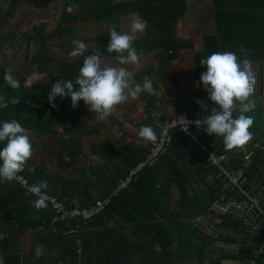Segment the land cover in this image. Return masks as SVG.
Here are the masks:
<instances>
[{
	"label": "crops",
	"instance_id": "0c3cea01",
	"mask_svg": "<svg viewBox=\"0 0 264 264\" xmlns=\"http://www.w3.org/2000/svg\"><path fill=\"white\" fill-rule=\"evenodd\" d=\"M14 1L15 8L9 17L13 21H31L25 30L13 26L11 20V26L4 24L11 27L20 40L26 41V47H18L19 53L28 56L32 51L37 52L38 60L49 65L51 50L64 41L47 37L42 40L41 37L49 36L66 17L74 15L77 21L65 22L63 26L74 28L73 41L85 43L84 55L99 52L102 65L123 67L136 83L142 85L148 81L153 86L151 94L142 91L136 97L131 96V89L127 90V99L104 119L89 111L83 101L72 108L67 98V110L52 111L45 106L48 103L46 95L42 101L36 96L33 101L14 97L3 101L0 93V121L15 119L20 122L32 144V155L20 173L32 183L47 180L44 190L67 205L87 207L108 194L129 169L147 155L159 137L161 124L181 110L192 118H206L215 107L199 86L201 72H197L195 62L196 54L205 50V37L218 34L217 24L215 28L209 13V0H184L185 14L177 21L175 30L159 27L164 21L161 14L153 21L145 16L150 27L138 32L132 42L175 34L190 46L177 50L171 58V52L153 49L147 44L150 49L144 48L145 51L138 54L137 64L123 65L119 55H103L104 45L100 38L109 33L110 27L103 16L98 19L88 13L87 8L91 6L88 0ZM128 1L133 0L114 3ZM149 3L174 8L176 0H150ZM8 4L10 1L1 5V9ZM120 7L126 14L117 20L119 28L128 32L132 20L140 16L134 12V6ZM3 32L1 30L0 36ZM24 33L33 37L24 39ZM75 58V64L71 67L70 62L68 69L82 65L83 56ZM7 61L18 81L25 76L27 86L38 82L42 84V93L50 89L51 73H43L42 78L33 70L20 75L21 70H30L28 66L17 61L15 55L7 57ZM262 62L264 59L252 62L254 74L259 75L264 69ZM0 68L9 69L1 64ZM135 74L138 79L134 78ZM46 77L49 78L47 82ZM260 78H256L254 92L248 99L234 102L253 106L251 111L244 113L253 119L252 135L245 145L225 150L221 137L202 131L198 135L200 143L227 154L228 166L232 167L229 175L207 163L199 142L174 132L172 145L160 162L143 170L107 213L83 232L54 227L48 207L36 209L31 203L35 198L25 195L17 184L0 180V264H252L251 258L256 264H264V245L250 258L241 245L235 244L234 233L221 231L223 227L239 228L242 222L239 216L243 203L238 202V195L235 197L239 189L232 191L229 187L230 178L241 183L242 193H245L243 190L248 188L245 180L255 174L251 170L257 151L264 152V76ZM198 100L207 108H202ZM142 125L153 128L155 141L137 135ZM232 207V213L223 214ZM215 214H223L221 226L214 221ZM203 226L215 231L214 235ZM253 245L258 246L255 242Z\"/></svg>",
	"mask_w": 264,
	"mask_h": 264
},
{
	"label": "clouds",
	"instance_id": "9594fccd",
	"mask_svg": "<svg viewBox=\"0 0 264 264\" xmlns=\"http://www.w3.org/2000/svg\"><path fill=\"white\" fill-rule=\"evenodd\" d=\"M147 21L137 17L132 20L130 31L118 32L115 26L109 31V41L106 45L108 52L115 51L119 55L121 65L138 63V54L132 46V41L138 32H143ZM71 51L73 57L83 56L75 83L71 80H57L47 92L48 103L56 106L57 98H70L71 107L76 108L83 101L89 111L99 114L104 119L112 114L114 107L127 99L126 91L131 89V96L136 97L142 91L151 94V82L142 85L136 83L132 74L123 67L104 66L101 54L84 55L87 50L82 40H75ZM238 58L235 51L212 52L200 60L203 71L199 76V86L207 93L208 100L214 103L205 119L204 131L209 135L221 137L225 150H232L245 145L251 138L250 128L253 119L240 111L233 117L232 109L235 101H244L254 92L256 76L252 62L247 58V51L241 47ZM126 53V55L124 54ZM4 80L16 89L19 81L6 71ZM78 85V87H74ZM27 86V82H25ZM202 108H207L203 101H197ZM251 104L243 108L251 111ZM137 135L145 140L155 141L156 134L149 125H142ZM32 155V144L25 128L15 119L0 121V180L12 181L24 168L27 159ZM48 186L47 180L32 184L29 191L36 197L31 203L36 209L47 206L46 193L43 189Z\"/></svg>",
	"mask_w": 264,
	"mask_h": 264
},
{
	"label": "trees",
	"instance_id": "16d2710c",
	"mask_svg": "<svg viewBox=\"0 0 264 264\" xmlns=\"http://www.w3.org/2000/svg\"><path fill=\"white\" fill-rule=\"evenodd\" d=\"M115 1L116 0H88L87 2H89L91 6L88 8L87 5L83 6L84 9L87 8L88 13L91 16L97 17L98 19H101L102 16L106 18V22L108 23L109 27L111 28V26H115V29L118 32H122V30L119 28V23L117 20L122 15L126 14V11H123L120 7L123 5L124 8H127L128 6L132 8V6H134V12H137L141 19H144L145 16H148V18L153 21L158 17L159 14H161L160 17L163 16L164 21L159 27L161 29L171 27L172 30H175V25L177 21L184 16L186 10L184 0H176V5L173 6L174 8H171V6H168L166 4L149 3L150 0H133L118 4L114 3ZM214 5L218 34L216 36L205 37V50L201 53L196 54L195 58L197 72L203 71V66L200 64V60L202 58L207 57L212 52L235 51L237 53L238 58H242V54L239 52V49L243 47L247 51V58L251 62L263 60L264 0H214ZM9 16L10 14L0 15V22L5 25L10 24L8 19ZM113 16L115 18L111 20ZM73 20L77 21V16L70 15L66 17L65 20H63L61 24H58V27L52 33L49 34V36H42L41 39L46 40L47 38H50L58 41L74 39V28L72 26H67V29H65L63 26V23L65 22H67V24L75 22ZM146 21L147 26L150 27L149 20ZM108 35L109 33H105L100 38L104 45V48L102 50L103 55H120L115 51H107L106 45L110 39ZM22 36L24 39H30L33 37L27 33L22 34ZM147 44H150L153 49L163 48V50L171 52V58L176 55L177 50L185 49L190 46L188 43L185 44L182 40L177 38L175 34L169 37H146L140 42H132V46L136 49L137 54L141 53L142 51H145L144 48L150 49ZM124 54L126 55V53ZM5 73L6 70L0 68V93L3 101H7L10 97H14L24 101H33L35 100L34 96H36L38 100L42 101V99L45 97L44 95L47 96V92L51 89L52 85L57 80L65 79L71 80L73 83H75L79 73V67L74 66L72 69H68L62 74L51 72V74L49 75L51 80V85H49L50 89L48 88V90L43 93L40 90L42 84L38 82L31 86H25V82H27V78L25 76L21 77L22 79H20L19 81L18 88H11L4 80ZM134 78L138 79L136 74L134 75ZM242 104L243 103L234 105L240 106ZM45 106H48L47 109H50L52 111L57 108H60L62 111L67 110V98L63 100L57 98L55 107H52L49 103L45 104ZM239 113V110L232 112L233 115H238ZM66 147L67 144L63 145V149H66ZM259 158L260 156L257 155L255 162H257ZM109 208L110 207H108V209ZM108 209L106 210L105 214L107 213ZM92 223H90L88 226H90ZM53 226L57 228H62L65 231L71 230L74 232H81L75 230L74 227L70 229L68 223L66 222H57ZM257 264H259V262Z\"/></svg>",
	"mask_w": 264,
	"mask_h": 264
},
{
	"label": "built area",
	"instance_id": "2783aa9c",
	"mask_svg": "<svg viewBox=\"0 0 264 264\" xmlns=\"http://www.w3.org/2000/svg\"><path fill=\"white\" fill-rule=\"evenodd\" d=\"M246 104L249 103H243L240 106L233 105L232 112L236 110L244 111V113L247 112L248 110L243 108V105ZM205 119L199 117L192 118L185 110H181L177 116L163 122L160 126L159 137L147 155L133 165L126 176L117 182L108 194L97 199L87 207L67 205L64 200L51 195L43 189L42 191L46 193V207L51 210V223L66 222L70 229L74 227L77 231H85L90 223L105 214L108 207L118 200L121 194L138 179L143 170L154 167L160 162L161 158L169 151L172 145L174 132H179L191 140L199 142V133L201 131L206 133L204 131ZM199 145L206 154L207 163L225 175H229L227 170L229 158L227 154L216 148L209 147L207 144L199 142ZM262 149L264 150V147ZM230 181L236 185L238 184L235 178H230ZM11 182L17 184L25 195L36 199L29 191L30 186L34 183L30 182L23 174L19 173Z\"/></svg>",
	"mask_w": 264,
	"mask_h": 264
},
{
	"label": "water",
	"instance_id": "95a60500",
	"mask_svg": "<svg viewBox=\"0 0 264 264\" xmlns=\"http://www.w3.org/2000/svg\"><path fill=\"white\" fill-rule=\"evenodd\" d=\"M209 13L216 28V13L213 0H209ZM262 64H264V62H262ZM255 76L256 78L263 77L264 69H261V73L259 75L255 74ZM259 81H261V78L259 79ZM186 138L188 140H191L188 137ZM199 148L201 149L200 146ZM257 155H259L260 158L257 162H255V165L251 170L255 174L251 179L245 180V183L248 184L247 189L249 190L245 189L243 190L245 193H242L241 183H238L236 185L232 181H230L229 185V187L232 188V191H234L236 188L239 189L238 191L236 190L237 193L235 194V197L238 195V197L240 198L238 202L243 203V205L241 206V216H239L242 222H240L239 228L231 229L229 227H223L224 230H221L222 233L225 231H231L232 233H234V237L236 238L235 244L237 245L238 243L239 245H241L245 249L244 251L247 252V256L250 258L253 257L254 254H258L259 249H261L264 245V206L262 205V201H264V152L258 149ZM231 168L232 167L229 168V166H227L228 172L232 170ZM255 205L258 207H256ZM233 210V207L229 208L227 209V211L225 210L223 214L225 215L226 213H232ZM223 214H215L216 218L214 219V221L220 226L222 223L221 219H223ZM203 229L208 231L210 234L214 235L215 233V231H210L209 228L205 226H203ZM222 233L220 234L222 235ZM222 239L225 240L224 238ZM253 242H255L258 246H254Z\"/></svg>",
	"mask_w": 264,
	"mask_h": 264
},
{
	"label": "rangeland",
	"instance_id": "374dc122",
	"mask_svg": "<svg viewBox=\"0 0 264 264\" xmlns=\"http://www.w3.org/2000/svg\"><path fill=\"white\" fill-rule=\"evenodd\" d=\"M6 1H10V4L7 5V7L1 9V5H3L4 3H6ZM13 3L11 2V0H0V15L1 14H10L13 12L14 8H15V4L16 1L12 0ZM9 20H11V24L13 26H16L17 28H22V30H25L28 28L29 24L31 23L30 20H24L21 21L19 19H17V21H13V19L11 17H8ZM4 25L3 23L0 22V33L1 30L4 32L2 33V35L0 36V53H3V56H0V64L3 66L8 67L9 69H7L8 71L10 70V65H8V61H7V57L11 58L13 55L16 56V60L24 63V66H28V68L30 69L29 71L24 70L20 72V75L23 74L24 72L27 73H31V70H33L37 75H40L42 78L44 75L43 73L48 72H55V73H63L64 71H66L69 67H70V62H71V67L74 63V60L76 61V58L73 57L71 55V51L74 47V39L70 40H66L63 43L59 42L56 44L54 50H51L49 56V65H46L45 60L42 63L41 61L38 60V56L39 55L37 52H31L28 56H25L23 52L19 53L18 51V47L21 46V48L26 47L27 43L26 41H22L18 38V35L16 33L13 32V29H11V27H7V26H2ZM8 26H11L10 24ZM51 30V28H50ZM72 41V42H70ZM9 51V53L7 52H3V51ZM17 65H19V63H17ZM33 68V69H31ZM11 74L12 71L10 70ZM13 75V74H12ZM46 75V74H45ZM49 80L48 77H46V82Z\"/></svg>",
	"mask_w": 264,
	"mask_h": 264
},
{
	"label": "flooded vegetation",
	"instance_id": "af4514ba",
	"mask_svg": "<svg viewBox=\"0 0 264 264\" xmlns=\"http://www.w3.org/2000/svg\"><path fill=\"white\" fill-rule=\"evenodd\" d=\"M252 264H256L255 259L251 258Z\"/></svg>",
	"mask_w": 264,
	"mask_h": 264
}]
</instances>
